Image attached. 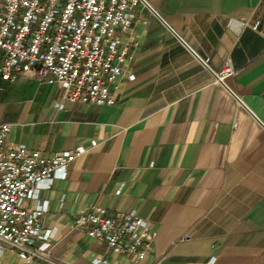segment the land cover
<instances>
[{
  "label": "crops",
  "instance_id": "0c3cea01",
  "mask_svg": "<svg viewBox=\"0 0 264 264\" xmlns=\"http://www.w3.org/2000/svg\"><path fill=\"white\" fill-rule=\"evenodd\" d=\"M135 13L125 36L137 42L125 70L135 78L123 74L113 104L0 75L7 141L44 153L89 148L65 179L26 201L48 200L49 260L6 249L0 264H93L99 254L116 264H264V0H146ZM227 58L236 70L221 84L213 70ZM96 204L151 223L143 258L75 225Z\"/></svg>",
  "mask_w": 264,
  "mask_h": 264
},
{
  "label": "built area",
  "instance_id": "2783aa9c",
  "mask_svg": "<svg viewBox=\"0 0 264 264\" xmlns=\"http://www.w3.org/2000/svg\"><path fill=\"white\" fill-rule=\"evenodd\" d=\"M140 2L146 0H0V75L10 81L33 76L59 83L68 100L113 104L123 74L135 78L125 70L137 42L125 36ZM235 70L227 58L213 70L215 81L226 84ZM10 130L11 123L0 122V251L16 250L26 261L49 260L55 228L43 224L48 200L26 201L38 200L41 189L65 179L70 163L89 148L77 144L44 153L7 141ZM97 143L92 139V146ZM75 225L108 250L133 254L136 260L147 254L157 233L137 210L111 213L99 204L81 210ZM93 264L116 263L99 254Z\"/></svg>",
  "mask_w": 264,
  "mask_h": 264
}]
</instances>
